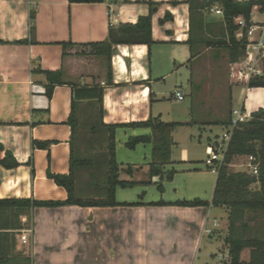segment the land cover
<instances>
[{
	"label": "crops",
	"instance_id": "0c3cea01",
	"mask_svg": "<svg viewBox=\"0 0 264 264\" xmlns=\"http://www.w3.org/2000/svg\"><path fill=\"white\" fill-rule=\"evenodd\" d=\"M150 4L155 5L154 43L150 47L113 46L110 61L93 54L90 44L106 41L111 26L134 25L140 17L148 16ZM255 12L264 16L255 7L253 22H257ZM206 14L208 23L223 17ZM189 38L187 0H105L95 4L0 0V145L5 150L0 159L9 151L19 163L14 169L0 166V199L66 201L67 191L51 180L48 172L69 175L76 159L94 164L74 167L76 194L92 198L99 191L97 176L98 182L103 181L97 164L106 158L105 126L150 117L184 124L172 132L171 161L163 167L164 173L176 171L171 181L150 176L152 143L139 144L134 150L126 146L132 137L150 136L151 129H117L120 180L136 185L129 187L135 188V198H120V189L129 188L118 187L116 200L143 204L37 207L30 219L20 218L24 228L15 231L9 242L10 257L14 258L9 264H198L211 256L229 264L230 260L220 259L221 255L230 256L227 207L148 205L194 199L211 202L219 163L207 164L208 149L222 153L227 147L234 127L224 122L231 121L233 111L242 109L252 115L264 109V88H249V80L231 82L229 67L217 73L215 63L223 50L206 49L192 59ZM47 71L61 76L51 81ZM49 85L54 86L51 99L46 93ZM94 86L103 89V103H77L73 128L74 88ZM177 93L184 96L182 101ZM188 96L192 97L189 108L182 107ZM34 141L48 142L49 148H36ZM123 147L130 153L123 152L125 162H120ZM250 165L249 157L237 156L229 167L232 172L252 174ZM128 167L132 175L124 173ZM161 182L164 192L158 190L151 198L152 188L158 189ZM252 189H259V184ZM254 216L251 211L246 214L247 227L238 223V237H248L253 226L261 224ZM29 222L31 231L27 232ZM22 234L28 236L27 244L22 243ZM250 255L251 250L245 249L241 262L248 264Z\"/></svg>",
	"mask_w": 264,
	"mask_h": 264
},
{
	"label": "trees",
	"instance_id": "16d2710c",
	"mask_svg": "<svg viewBox=\"0 0 264 264\" xmlns=\"http://www.w3.org/2000/svg\"><path fill=\"white\" fill-rule=\"evenodd\" d=\"M105 0H69L74 4H95L103 3ZM190 10V38L189 45L192 59L201 54L206 49L225 50L229 56V62L236 63L245 56L246 36L242 39L237 38L240 27L235 19L242 17L247 24L252 21V13L255 7L264 13V0H187ZM151 5L150 14L140 17L139 21L132 24H122L111 26L108 38L101 43L90 44L96 56H105L110 61L112 48L117 45H148L154 43L152 36V15L155 11V5ZM219 6L222 11V20L208 23L207 14L210 9ZM31 32H34L33 22L35 20V11L30 14ZM246 34V31H244ZM19 43H24L23 41ZM72 45L65 44L64 47ZM52 81V77L61 76L60 72H45ZM108 85L113 84L112 71H108ZM249 88H264V75L255 76L248 82ZM54 86L49 85L46 93L49 99L52 98ZM103 89L94 87H75L72 98V113L70 123L75 126V109L77 103L83 100H97L102 105ZM221 124V123H220ZM224 124L230 125V119ZM181 123H169L163 121L160 117H150L147 121L107 125V153L103 163L97 164V174L103 179L98 182L101 199L83 198L76 194V182L74 167L94 165L89 160H73L71 172L69 175H55L48 172V177L58 186L63 187L68 193L66 201H36L34 199H0V264H9L14 258H11L10 241L14 240V232L22 230L24 225L20 221L22 216L31 218V211L37 207H62V206H81V207H107V206H137L143 203H120L116 200V189L118 187L129 188L136 185L135 182L120 180V169L116 161L115 154V133L119 128H144L151 129L150 136H138L130 138L126 146L134 150L139 144L152 143L153 162L150 164V176H160L161 180L171 181L176 173L172 170L164 173L163 167L170 164L172 147L174 141L172 132ZM74 131V129H73ZM102 140V139H101ZM36 148L48 149V142L34 141ZM0 145V152H4ZM237 156L254 157V164H258V175L249 173L232 172L230 164ZM96 161V160H95ZM0 166L6 169H14L19 166L13 154L9 151L0 159ZM96 166V165H95ZM106 169V172L103 169ZM124 173L132 175L131 167L124 170ZM149 184V183H148ZM259 184V189H252L253 185ZM158 190L163 193L164 186L162 182L158 185ZM154 206H181V207H210L225 206L230 210L229 235L226 238V244L230 249L229 264H243L241 254L245 249L251 250L248 264H264V109L252 113L248 122L240 123L233 131L226 147L223 162L218 166V178L214 191V197L211 202L200 199L177 201L168 203L164 201L148 203ZM251 211L255 214L254 218H260L261 224L255 229L254 236L238 237V223L243 222L242 227H247L246 214ZM246 229V228H245Z\"/></svg>",
	"mask_w": 264,
	"mask_h": 264
},
{
	"label": "built area",
	"instance_id": "2783aa9c",
	"mask_svg": "<svg viewBox=\"0 0 264 264\" xmlns=\"http://www.w3.org/2000/svg\"><path fill=\"white\" fill-rule=\"evenodd\" d=\"M217 14L222 15V11H218ZM235 22L240 27V30L237 33V38L242 39L245 35L247 43L243 60L230 65L231 82L233 83L250 80L255 76H262L263 71L257 66L264 60V20L258 22L251 21L250 24H247L244 18L238 17L235 19ZM244 31H246V34H244ZM176 96L180 101L184 99V96L181 93H177ZM250 119L251 115L244 113L242 109H236L233 111L231 124L235 128L240 123L248 122ZM208 151V165L213 166L217 163L220 165V163L223 162L226 147L222 153L215 151L212 147L209 148ZM249 160L251 162L250 167L252 174L258 175V164H254V157L250 156ZM21 241L23 244H27L28 236L22 234ZM220 259L229 261L230 256L221 255Z\"/></svg>",
	"mask_w": 264,
	"mask_h": 264
},
{
	"label": "rangeland",
	"instance_id": "374dc122",
	"mask_svg": "<svg viewBox=\"0 0 264 264\" xmlns=\"http://www.w3.org/2000/svg\"><path fill=\"white\" fill-rule=\"evenodd\" d=\"M238 1H241V0H238ZM218 11H220V8H219V6L218 5H216L215 7H213L212 9H210L209 10V12H208V14H212V13H215L216 15H218L217 14V12ZM254 20L255 21H263L264 20V16L263 15H261L260 13H257V12H255L254 13ZM220 53H221V56H220V59H219V61H217L215 64H216V70H217V73L219 72V71H221V69L222 70H224L225 69V71H226V67H229V70H230V65H229V56H228V53L225 51V50H223V51H220ZM209 57V59H211L212 58V56H211V54L208 56ZM241 60H243V58L241 59ZM258 68H260V69H262V71H263V75H264V60L263 61H261V63L257 66ZM191 100H192V97L191 96H188L187 98H186V102L183 104V106L182 107H184V106H187L188 108H189V105H190V102H191ZM130 153L128 150H126V148H121L120 150H119V161L121 162H125L124 160V158H125V156L122 154V153ZM152 192H151V198H152V193H154V194H156V196H157V194L159 193L158 192V189H157V187H155V188H152V190H151ZM92 197L93 198H95V199H101L102 198V194L98 191L95 195H92ZM119 197L120 198H126V197H129V198H135V188H129V189H126V190H121L120 189V192H119ZM259 225H256V226H253V228L251 229L252 231H255V229L258 227ZM27 228H31V225H30V222L27 224ZM31 231V229L30 230H28L27 232H30ZM249 232L250 234H247V235H249V236H252V235H254V234H256V233H253V232ZM28 242H29V238H28ZM217 249L216 248H214V250H213V253H215V251H216ZM205 264V263H207V264H226L225 262H223V261H221V260H218L216 257H210L209 259H201V262L200 263H198V264Z\"/></svg>",
	"mask_w": 264,
	"mask_h": 264
}]
</instances>
